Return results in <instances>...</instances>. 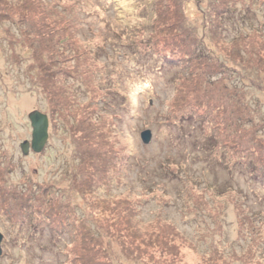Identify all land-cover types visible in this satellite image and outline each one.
I'll return each mask as SVG.
<instances>
[{
    "label": "rangeland",
    "instance_id": "374dc122",
    "mask_svg": "<svg viewBox=\"0 0 264 264\" xmlns=\"http://www.w3.org/2000/svg\"><path fill=\"white\" fill-rule=\"evenodd\" d=\"M0 232V264H264V0H0Z\"/></svg>",
    "mask_w": 264,
    "mask_h": 264
},
{
    "label": "trees",
    "instance_id": "16d2710c",
    "mask_svg": "<svg viewBox=\"0 0 264 264\" xmlns=\"http://www.w3.org/2000/svg\"><path fill=\"white\" fill-rule=\"evenodd\" d=\"M161 14H159L158 15V17H159V19H157V23L160 21V16ZM29 21L31 20L30 18L28 19ZM40 23H42L41 25H42V28H43V30H47L48 28H50L49 27V25H50V23H52V24H54L55 22H54V20H51V21H49V22H44V21H41ZM37 28V27H36ZM41 28H39V30H40ZM48 35H50L51 36V34L48 32L47 33ZM44 34H41V36H43ZM39 68H42V66H40ZM42 71L44 72V70L42 69ZM43 75V76H42ZM45 77H46V74L45 73H41V74H39V76H38V78H39V81H41V83H44V85L42 86V88H41V90H43V92L44 93H47L49 90V87L48 86H50L51 87V85L45 80ZM205 82L204 83H207L208 85H209V82L207 81V80H204ZM48 88H47V87ZM210 86V85H209ZM218 91V94H217V98L219 99V100H221V98L224 96V94H220V91L219 90H217ZM206 93H204L203 95H201V97L202 96H205V94H209L211 91L210 90H207V91H205ZM210 95H211V98L209 99L210 100V104L209 105H211V101H214L215 100V92H211L210 93ZM210 97V96H209ZM225 97H227V95L225 96ZM224 97V98H225ZM196 98H199V99H201L199 96H197V97H195L194 99H196ZM203 99H204V97H202ZM193 100V99H192ZM197 100V99H196ZM202 100V99H201ZM215 101H217L218 102V100H215ZM55 102V101H54ZM204 102V101H203ZM225 102H227V101H225ZM56 103H57V101H56ZM55 103V104H56ZM214 103V102H213ZM198 104L199 105H201L202 103L201 102H198ZM198 104H194V105H198ZM210 111H211V109L210 108H207V112L206 113H209L207 116H206V118H204V120H206V119H211L212 120V122H214V125H216V126H219V124H218V120L217 119H213V115L210 113ZM226 119V118H225ZM241 122V118L240 117H236V118H234L232 121H228V126L226 125V128H231L232 130H238V128L241 126V124H239ZM243 122H244V120H243ZM88 124V123H87ZM84 124L83 126H82V128H81V133H83V136H81V137H83V139L84 140H82V142H84V143H87V144H85V145H82L81 143H80V145L82 146V148H83V152H91L92 150H94V147H92L90 150H89V148H90V145L89 144H91V145H93V146H97L96 144V142H94V138L93 139H90L91 137H92V135H93V129L91 128V126H90V124ZM87 153V154H88ZM89 248V247H88Z\"/></svg>",
    "mask_w": 264,
    "mask_h": 264
},
{
    "label": "water",
    "instance_id": "95a60500",
    "mask_svg": "<svg viewBox=\"0 0 264 264\" xmlns=\"http://www.w3.org/2000/svg\"><path fill=\"white\" fill-rule=\"evenodd\" d=\"M31 125V137L20 142V149L23 154H26L31 148L35 152H39L48 136V116L37 109H33L27 114ZM150 130L144 129L139 132L141 140L147 143L150 139ZM2 239V233L0 232V242ZM1 253V245H0Z\"/></svg>",
    "mask_w": 264,
    "mask_h": 264
}]
</instances>
